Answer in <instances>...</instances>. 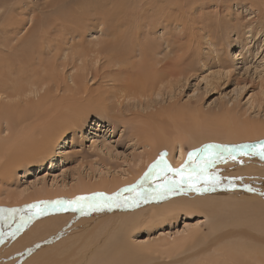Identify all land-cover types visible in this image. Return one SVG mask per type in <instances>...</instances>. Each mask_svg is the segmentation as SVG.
<instances>
[{"label": "rangeland", "instance_id": "1", "mask_svg": "<svg viewBox=\"0 0 264 264\" xmlns=\"http://www.w3.org/2000/svg\"><path fill=\"white\" fill-rule=\"evenodd\" d=\"M46 1L50 0H42L41 3ZM135 2H142V7L134 16L132 15L131 20L136 21V24H142L141 37L149 36L148 38H154L155 42L160 43L159 58H164L168 52V57L173 58L170 49L174 48L178 55L181 54L179 57L184 62L182 65L189 70L185 71L184 75H179L180 77H173L172 81L163 85L160 92L154 96L125 101L123 105L118 104L119 109L105 110L96 106L85 108L86 114L82 113L83 123L70 129L57 145L49 149V152L46 151L47 153L44 152L26 162H20L23 153L26 155L25 152L2 147L11 142L13 132L16 130L19 132L29 122L18 128L12 120L0 117V209H28L31 205L38 204L42 207L48 205L43 215L35 216L24 227L19 228V231L17 228L21 223L20 217L27 216L28 212L3 213V219H0V244L3 234L5 236L8 232L10 236L3 243L6 250L21 248L17 245V240L21 245L29 246V243L35 240V236L41 234L45 236L48 233L62 234L65 230L76 231L75 234L81 236L76 248L83 240L90 241L91 237H94L96 242L101 241L104 244L101 247H106L111 239L108 229L114 228L118 214L122 216L129 211L124 210L126 206H106L92 210L85 206L81 212L76 210L77 205L65 204L61 209L55 206L54 202L74 201L99 193L106 196L121 193L123 189L137 185L149 171V167L164 154H166L164 159L172 168H179L188 160L190 152L205 145L264 142V11H259L261 1L135 0ZM135 7L138 8V3L131 8ZM23 8L15 9L12 13V16L22 18L26 23L25 29L23 26L19 27L17 34L19 42L24 40L31 28V15L28 13L23 15ZM50 12V9L45 10L42 15L37 14L36 18L40 21H43L42 18L50 19L53 16ZM5 16L6 12H2L0 21H5L7 17ZM48 23L46 21V24ZM100 29L87 30L83 39L86 47L89 46L87 45L89 42L98 41L99 37L100 39L103 37ZM60 34V31H52L50 35L59 38ZM3 36L0 33V48L7 53L8 48L3 46L2 42ZM13 36L12 34L11 37ZM174 38L182 40L180 47L173 46ZM188 42L194 45L189 50L186 48ZM168 44L171 48L167 46ZM68 47L71 49H67ZM73 52L70 41L64 45V50L59 52L53 50L52 53L44 55L43 66L35 63L32 67L33 76L27 75L17 81L28 85L30 80H36L38 75H43L52 64L55 67L52 68L56 82L59 79H67L68 83L73 85L71 76L80 74L79 70L82 69L84 73L86 72L90 87L97 89L111 86L108 79L103 80L101 76L112 68V62L108 65L104 55L96 58L90 56L91 59L89 57L88 61L85 60V66L88 63V68H83L80 61L72 64ZM183 53L185 54L182 55ZM17 81L13 83L19 84ZM58 83L60 86L64 85L62 81ZM11 86L10 84L7 86L9 91L6 93L10 94ZM44 87L47 88L46 85ZM41 88L37 89L38 93L35 91V94L29 95L28 99L36 100L40 95H46L47 90L45 88L40 90ZM68 93L64 88L54 91V94L60 95ZM0 95L2 101L0 107L4 111L13 110L10 111L11 115L19 113L27 105L26 98L21 100L12 95L9 97L7 94ZM157 130L162 131L172 141L173 146L169 150L163 149L160 156L154 157L158 150L155 151L150 145L148 135L158 134ZM197 138L199 141L193 146ZM201 141L203 142L198 145ZM181 149L183 157L180 156ZM210 171L220 177V183L214 190L209 189L203 193L225 195L226 205L214 204V209H217L220 217L201 210L187 209L177 215L157 217L162 206L157 205L146 215H137L131 219L136 223L127 229L132 231H128L126 235L115 234L116 241L111 239L112 242H117L115 245L117 251L113 256H116L119 250L123 251L122 253L119 251L121 256L117 258L118 260L112 258L105 260L102 255L97 256L90 264H180V261L182 264L193 262L235 264L232 260H224L225 241L221 243V240L225 238V223L242 221L247 223L251 217H256L259 209L252 207L256 208V203L264 199V160L258 156L238 155L236 159L221 160ZM168 175L175 178L172 177V173ZM130 180L133 181L132 184L127 183ZM161 182L162 174L160 180H155V183ZM190 192L196 191H177L146 202L157 204L166 199L175 200L179 199L180 195L188 196ZM135 195L123 192L120 196L121 205L127 200L132 206L131 198ZM240 204L247 208L246 213L243 212L245 216L242 213L232 219L231 213L234 214V209L237 206L241 207ZM254 204L256 205L252 206ZM173 206L176 204L173 203L171 207ZM214 221L220 225V231L211 229L214 228L212 225ZM103 229H106V238L104 234L102 236V233H99ZM220 234L223 235L218 238ZM53 237L55 236L49 239H54ZM108 237L110 239L106 240ZM215 241L219 244H212ZM167 247L174 250L168 253L165 250ZM122 248H125L126 252ZM216 251V256L211 254ZM80 257L81 255H73L70 264H76L74 261ZM0 259L3 260L0 264H20L16 261L18 256L11 255Z\"/></svg>", "mask_w": 264, "mask_h": 264}, {"label": "bare ground", "instance_id": "2", "mask_svg": "<svg viewBox=\"0 0 264 264\" xmlns=\"http://www.w3.org/2000/svg\"><path fill=\"white\" fill-rule=\"evenodd\" d=\"M41 1L42 0H0V14L2 12H6L7 16H5V21H0V33L4 35L3 39L1 38L3 40V46L8 48L7 53L0 48V66L2 65L0 68V94H7L8 97L12 95V97L21 98V100L24 98L27 99V105L23 107L19 113H13L11 115L10 111L13 110L4 111V109L0 107V117L12 120L18 128L24 123L29 122V124L20 129L19 132L17 130L13 132L11 142L2 148L20 149V151L25 152L26 155L23 153L21 157L22 160H20V162L29 161L35 156L44 154L46 151L49 152V149H52L54 145H57L60 139L70 129L76 127L79 123H83L82 113H85V108L90 109L96 106L97 108L105 110H114L118 108V104L123 105L125 101L140 98L145 99L146 97H151L152 95L154 96L156 93L160 92L163 85L171 82L173 77H180L179 75H184L185 71L189 70L186 66L184 67V65H182L184 62L181 61V58L179 57L181 54L178 55L177 52L174 51V48H171L170 44L167 46H170V52H172L174 57H168V52V55L165 54L164 58H159L160 43L157 41L155 42L154 38H148L149 36H146L147 38L141 37L143 33L141 30L142 27L140 26L142 24H136V21H132L131 18L132 15L134 16V14L138 11V9H141L140 7H142V2H137L138 8L136 9V7L131 8L132 6L137 5L135 0H50L44 3H41ZM258 1H261L259 11L263 12L264 0ZM22 8L23 15H26L27 13L31 15V28L29 29L27 36L24 37V40L19 42L17 37L19 27L23 26L24 28L26 23L24 19L12 16V13L15 9ZM49 9L51 10L50 13L53 15L50 19L47 18V20H45L40 18L43 20L40 21L36 18L37 14L42 15L43 11ZM152 16H154V14ZM136 20L138 21V18ZM46 21L49 23L46 24ZM97 28H101L100 30L102 31L103 37L101 39L99 37L98 41L89 42L87 44L89 46L86 47L83 39L87 30L89 31ZM147 28H149V26H147ZM52 31H60V37L53 38L50 35ZM6 34L8 35L7 37L5 36ZM12 34L14 35L13 37H11ZM76 38L77 40H75ZM70 41L72 42V51L74 50L71 54L72 64L80 61L82 62L83 68H88V63L85 66V60H87V58L90 56H94L96 58L100 55H104L108 60V65L112 62V68L117 67V69L110 68L104 75H100L103 80L108 79L107 81L110 82L111 86L108 85V88L104 86L97 89L90 87L86 79V72L84 73V70L82 69L79 70L80 74L77 73L75 76H71L73 85H70L67 79H59L56 82L55 75H53V68L55 67L52 66V64H50V66L45 70L43 75H38L36 80L29 79L30 83L28 85H24L23 82L17 81L27 75L33 76L34 73L32 67L35 63L38 62L43 66V64H45L44 60H42L44 55L52 53L53 50H58V52L64 50V45L68 44ZM173 41L172 43H174V47L176 45H179L180 47L182 44V40H178V38H174ZM192 46H194L193 43L188 42L186 44V48L188 50L193 48ZM69 47L67 49H71ZM69 52L71 51L69 50ZM184 54L185 53L182 55ZM66 57L68 58V55ZM138 58L139 60H136ZM103 76L105 77L103 78ZM26 80L28 81L27 78ZM15 81L19 84H14ZM59 81H62L64 85L60 86L58 83ZM9 84L12 85L10 94H8L9 92L6 93L9 91L7 90V86ZM45 85L47 88L44 87ZM38 88H41L40 90L45 88V90H47V94L40 95L39 92L40 96L38 98L36 97V100L28 99L29 95L35 94V91L38 93ZM63 88L64 91L69 92L67 95L54 94V91L61 90ZM53 89L56 90L53 91ZM1 102L2 101H0V105H2ZM152 135H148L150 136V145L153 146L155 151L158 150L157 153L155 152L154 157H157L163 149L169 150V148H172V141H170L162 131H159L156 135L154 134V136ZM196 141L198 142L199 139H195L193 146H196ZM202 142L203 141L199 142L198 145ZM182 153L181 149L180 156H182ZM132 180L127 183L130 184L131 182L132 184ZM190 193L191 194L188 196L180 195L179 199H166L158 202L157 204L152 202H138V204H132V206L124 207V210L129 211L122 216L119 214L117 215L118 218H116V225L113 229H108L109 236L111 239H115V234L119 235V233H124V235H126L129 231L127 228H131L136 223L135 221L132 222L131 219L137 217V215H146L149 213L148 211H150V209L157 205H162L157 217L177 215L185 209L201 210L205 213H213L216 214L217 217H220L219 214H217V209H214V204H220L223 206L225 204V195H220L218 193L207 194L206 192ZM254 201L256 202V200ZM173 203H175L176 206L171 207ZM263 203L264 199L263 201L256 203L257 205H252H256V208H252L257 210L259 209L258 213L260 212V214L257 213L256 217H251L250 221L247 223H243L244 221L225 223V238L221 240V243L225 241L224 260H232L235 264H264ZM244 207V205L241 207L237 206L234 209V214L233 212L231 213L232 219L239 217L240 214L245 212L247 208ZM243 215L245 216L244 213ZM211 217L214 218L213 216ZM227 217H225V219ZM241 220L243 219L241 218ZM212 225L214 227L211 228L213 231L221 230L218 222L214 221ZM105 230L103 229L101 232L99 231V233H102V236L104 234L106 238L107 234ZM7 233L5 236L3 234V238L1 239L0 258L5 259V257H9L11 255L18 256V260L16 261L20 262V264H70L72 263L70 258L73 255H81L79 259L74 261L76 264H90L96 260L97 256L102 255L105 260H107V258H112L116 261V259L121 256L120 253L123 252L119 250L120 253L118 251L117 255L113 256V254L117 251V248H115L117 242L114 243L116 239L112 242L110 237L106 239H110L107 242L108 244L106 247H101L104 246V244L100 241L101 239L99 240L100 242H96L94 241V237H91L90 241L87 242H84L82 239L84 244L82 243L76 248L81 240V236H77L75 234L77 233L76 231L70 232V230L69 232L65 230V233L62 234L52 233V235H50L48 233L45 236H42L43 234L35 236V240L31 241L29 246L21 245L16 239L17 245H20L21 248L6 250V246H3V243L10 236V234ZM222 235L223 234H220L218 238ZM51 236H55L53 237L54 239H49ZM86 238L84 239L87 240ZM87 243L89 244L87 245ZM212 244L218 245L219 243L215 241L212 242ZM95 245L96 247L93 248ZM125 248L122 249L125 250ZM103 249H105V251ZM165 250L169 253V251H173L174 249L172 247H167ZM211 254L216 256L217 251L212 252ZM126 260H128V258ZM184 260L186 259L184 258ZM0 261L3 260L0 259ZM194 263L195 262H193V264ZM180 264H182L181 261Z\"/></svg>", "mask_w": 264, "mask_h": 264}, {"label": "snow or ice", "instance_id": "3", "mask_svg": "<svg viewBox=\"0 0 264 264\" xmlns=\"http://www.w3.org/2000/svg\"><path fill=\"white\" fill-rule=\"evenodd\" d=\"M166 155V154H164ZM164 155L149 167V171L145 173L142 180L137 184L127 187L121 193L114 196H106L102 193L95 194L92 197H80L74 201H55L54 205L63 209L65 204L77 205L76 210L83 212L85 206L89 209L114 207V206H131L124 201L123 205L120 202V196L123 192L135 193L132 197L133 204L149 199H158L166 194L177 191L193 190L203 192L209 189L214 190L220 183V177L210 170L221 160L228 158L236 159L238 155L258 156L264 160V142L254 144L241 145H216L209 144L203 146L188 154V160L179 168H172ZM168 173H172L169 177ZM162 174V182L155 183V180H160ZM178 178V179H176ZM154 185V186H153ZM251 190V189H249ZM48 209V205H31L28 209H0V219H3V213L15 214L19 212H28L27 216L20 217V225L17 228H22L25 224L35 216L43 215ZM32 210H35L34 212Z\"/></svg>", "mask_w": 264, "mask_h": 264}]
</instances>
